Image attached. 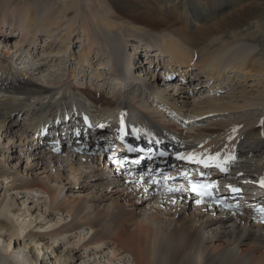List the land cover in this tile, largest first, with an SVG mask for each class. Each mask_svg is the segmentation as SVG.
Masks as SVG:
<instances>
[{
  "label": "bare ground",
  "instance_id": "obj_1",
  "mask_svg": "<svg viewBox=\"0 0 264 264\" xmlns=\"http://www.w3.org/2000/svg\"><path fill=\"white\" fill-rule=\"evenodd\" d=\"M12 1L0 0V93L4 96L0 131L16 140L11 148L18 151L21 168L13 170L6 155L0 154V264H264V226L249 208L254 186L242 184L264 178V92L251 87L235 93L228 88L235 78L244 83L257 80L251 86L264 82V32H258L264 0H53L54 6L34 0L23 12L14 11ZM240 23H253L258 30L233 32ZM15 32L18 36L9 51L12 43L6 38ZM41 32L45 33L42 46L51 48L43 50V62L49 59L59 73L48 83L30 77L27 61L14 67L22 61V48L33 60L28 46ZM74 37L80 43L77 53L70 47ZM228 38L263 41L258 49L243 48ZM18 48L21 52L14 56L11 52ZM144 50L149 58L134 62ZM93 54L101 56L99 66L92 65ZM154 56L158 61L161 56V63H155ZM146 64L158 67L147 70L150 76L143 78L136 69L143 70ZM36 66L33 71L42 62ZM86 66L93 80H101L98 93L68 83L72 79L76 83V68L84 78ZM156 70L164 82L168 80L165 84ZM188 74L196 81L191 82ZM106 77L114 81L111 88V82L104 85ZM202 80L217 81L215 90L225 86L227 93L209 97L204 91L188 100ZM139 87L147 96L154 93L159 106L152 107L146 98L125 99V92ZM106 88L112 95H105ZM157 88H163L159 95ZM54 91L61 94L59 99L42 101ZM250 103L259 111L244 112ZM75 105L82 110H73ZM20 110L26 111L24 122L17 120ZM69 110L73 112L62 113ZM81 113L94 121L93 128L83 124L89 128L86 136L80 132L82 136L73 139L74 132L68 130H73L71 122L78 125ZM228 114L227 120L220 119ZM128 115L129 120L148 121L163 133L159 141L172 155L233 157V168L222 177L232 179L230 185H241L247 202L239 199L236 207L225 210L192 198L183 189L169 191L173 187L142 171L118 175L100 151L107 143L101 138L110 139L116 131L114 123ZM196 118L218 122L199 126L193 123ZM65 125V133L60 134ZM45 129L55 138L62 136L61 148L52 149L54 137L40 136ZM77 138L86 145L82 152L76 151ZM4 147L0 143V152ZM66 172L73 184L66 185L70 183ZM54 178L60 184H50ZM75 187L90 189L88 197L83 195L88 199L68 197L64 190ZM114 199L120 203H112Z\"/></svg>",
  "mask_w": 264,
  "mask_h": 264
},
{
  "label": "rangeland",
  "instance_id": "obj_2",
  "mask_svg": "<svg viewBox=\"0 0 264 264\" xmlns=\"http://www.w3.org/2000/svg\"><path fill=\"white\" fill-rule=\"evenodd\" d=\"M49 1H50V4L52 5V6H54L56 3V1L54 2L53 0H42L41 2L43 3H49ZM33 2H34V0H13L11 3H10V5L11 6H13V10L14 11H16V10H18V11H24V10H27L32 4H33ZM54 3V4H53ZM7 10H8V7H7ZM9 12H11L12 11V8L10 7L9 8V10H8ZM8 24H11V23H6V25H5V27L6 26H8L9 27V25ZM241 25H238L237 26V28H233V32H235V31H238V32H240V33H249V32H256L257 30H258V28L257 27H255V25L253 24V23H240ZM261 26H260V29H259V31L258 32H260V31H262V32H264V17H262V19H261ZM253 25V26H252ZM185 28H187V27H185ZM188 29H189V27H188ZM10 30H11V28H10ZM235 30V31H234ZM256 30V31H255ZM14 36H12V37H9V38H6V40H9L8 42H10V43H12V46H7L8 47V49H9V51H11V50H13V43L16 41V38H17V33L15 32L14 34H13ZM17 35V36H16ZM43 36H45V33L43 32H41L40 33V35H39V38H37V41L35 42V44H29V46L28 47H31V52H32V55H31V57H32V59L33 60H31V58L29 59V56H27V54L25 55L24 53V51L22 52V56H21V59L23 60V62H26L27 61V63H25V66H28V74L30 75V77L33 79V80H38V81H40V82H44L45 81V83H48V82H50L52 79H54V78H56L58 75H59V73L57 74L56 73V66H50V60L49 59H45L46 61H48V63L45 61V63L43 62L44 61V58H45V56H42V52H43V50H46V52H49V51H51V48L49 49V48H45L44 46H42L44 43V37ZM71 41V44H70V47H72V50L75 52V53H77L78 51H79V49H80V43L79 42H74L75 41V37L74 38H71L70 39ZM228 40L229 41H231V39L230 38H228ZM258 40H262L263 41V39H258ZM236 41V42H235ZM232 40L231 42H232V44L234 43V44H237V45H241L240 47H243V48H251V47H257V49H258V47L260 48V46H258V42L259 43H261L262 41H257V40H253V41H249V40H245V41H240V40ZM27 43H29L28 41H27ZM263 44H264V42H263ZM2 46V44L0 43V47ZM35 46V47H34ZM3 48V47H2ZM214 48V47H213ZM23 49V48H22ZM21 52V50L18 48V51H17V53H15V52H11L14 56L16 55V54H18V52ZM126 52H132V50H131V48H129L128 50L126 49L125 50ZM146 51L144 50L138 57L136 56V58H135V60H134V62L136 61V63H141V61L142 60H144L146 57H148V55L146 56V53H145ZM0 55H2V53L0 52ZM27 56V57H26ZM39 56H42V59H40V60H38V57ZM101 56L99 55V56H96L95 57V55L93 54V56H92V59H91V63H92V65H94V66H99L100 65V63H101ZM156 60H155V63H161V60H162V58H161V56H160V58H159V61H158V59L156 58V57H154ZM21 61V60H20ZM138 61V62H137ZM42 62V67H40V68H38V69H36L35 68V71H33V69L31 68V67H33L34 68V65L35 64H37V66L36 67H39V63H41ZM74 63H73V66H75L76 67V62H77V59H75L74 61H73ZM47 63V64H46ZM138 63V64H139ZM44 64V65H43ZM143 65V64H142ZM158 65V64H157ZM157 65H154L153 66V68L152 67H147L148 65L146 64L145 65V68H143V70H141L140 68H137L136 69V72H139V73H143L144 75H143V78L147 75L148 77L150 76V73H149V75L148 74H145L146 72H147V70H154L155 69V66L156 67H158ZM164 66L165 67H168V66H166L165 64H164ZM29 67L31 68V70L29 69ZM195 67V66H194ZM194 67H192V69H194ZM23 68V67H22ZM77 69V72H76V74L78 73V75H77V77H76V83H75V81H74V79H72L70 82H68V83H70V84H76L77 86H82V87H85V86H88V87H90L91 89H97V93L98 92H100V90H101V83L97 86V83H99L98 81H101L100 79H98V80H96V79H92V77H91V73L89 72L90 71V68L88 69L87 68V66L86 67H84V69H86V72H84V75H85V77L83 78V77H81V75H82V71H80V69L79 68H76ZM145 69V70H144ZM191 69V70H192ZM23 70H25V68L23 69ZM55 70V71H54ZM105 70H106V68H105ZM196 72H199V70L198 69H196L195 70ZM167 72V71H166ZM62 73V72H61ZM86 73V74H85ZM156 73H157V78L158 79H160V82L161 83H163V84H165L166 83V81H168V80H166L165 82L162 80V75L160 74V71H158V70H156ZM155 73V74H156ZM193 74H195V72H192ZM177 74L179 75V76H181L180 74H179V72H177ZM238 75V74H237ZM188 76H189V74H188ZM236 76V75H235ZM234 76V77H235ZM155 77H156V75H155ZM232 78H233V76H232ZM136 79H139V78H136ZM188 79L189 80H192L191 82H194V81H196V80H194V78L192 77V76H189L188 77ZM236 79V78H235ZM234 79V81H233V85L232 86H235L234 88H232V86H229L228 88H230L231 89V91L232 92H235V93H238L241 89H246V90H250L251 89V87H253V89H258V91H263L264 92V82L263 83H261L260 84V86H251V85H253V83H255V82H257V80H253L252 78L251 79H249L248 81H246V83H244V82H241L240 81V79L239 80H235ZM103 81H104V85H105V83H107V81H108V83H110V86H109V88H111V86H113L114 85V81L111 79V77L110 78H107L106 77V80H105V78L103 79ZM79 82V83H78ZM215 82V83H214ZM216 82L217 81H213V82H211L210 83V81H204V80H202L201 81V83H202V86H199V87H196V88H194L193 90H194V92L196 93H194V92H191L190 90V93H189V95L187 96V99L188 100H195V99H197L199 96H200V94L202 93V92H204V91H207V93L205 92L204 94H209L210 96L209 97H211V96H213L214 94H216V93H218V95H224V94H226L227 93V87H223V88H220L219 90H215L216 89ZM214 83V84H213ZM258 83V82H257ZM88 84V85H87ZM127 84V83H126ZM130 85H131V83H129ZM129 84H127L128 86H129ZM250 84V85H249ZM103 85V86H104ZM126 85V87H128ZM222 85H225V81H222ZM102 86V87H103ZM207 86V87H206ZM212 86V87H211ZM109 88H106L105 90H104V92H105V95L106 96H110V95H112V90H110ZM162 89L163 88H157V92H156V94L157 95H159L160 93H162ZM181 90H183V89H181ZM192 90V89H191ZM173 91H174V89H173ZM197 91V92H196ZM215 91V92H214ZM56 94V96L54 97V95ZM59 95V96H58ZM146 94H145V89L142 87V89H140V87L138 88V89H136V90H132L130 93H124V97H125V99H127V100H133V102H137V100L139 101L140 99H143L144 98V100H145V98H146V100H148V101H150V103L152 104L151 106L152 107H156V106H159V103L155 100L156 98H155V94L153 93L152 94V96H145ZM3 95L0 93V98H4V96L2 97ZM60 96H61V94H59V92L58 91H54L53 93H52V95L50 96V99H47V98H49V97H47V98H45V99H42V101H44L45 103L47 102V100H50L49 102H55L56 101V97H57V99H59L60 98ZM144 96V97H143ZM54 97V98H53ZM31 100H33V99H31ZM255 103V102H254ZM136 104H138L139 105V103H136ZM251 104H253V103H250L247 107H246V111H244V112H246V113H251L252 111H253V113L254 112H258L259 111V109L258 108H256V107H253V106H251ZM161 106V105H160ZM158 109H161V107H159ZM73 110H82V108L80 107V106H78V105H75L74 106V109ZM73 110H69L68 112H65V111H63L62 113H66V114H69V113H72L73 112ZM84 111V110H83ZM20 112V113H19ZM19 112H17V114L19 115V116H17V120H21V119H23L22 117L23 116H25V114H26V111L25 110H23V111H19ZM85 112V111H84ZM207 117H209V115H206ZM228 116H229V114L228 115H225V117L224 118H220V119H223V120H227L228 119ZM173 118V117H172ZM206 119H208V118H206ZM206 119H204L203 121H200L201 119L200 118H196L194 121H193V123L194 124H198L199 126H202V125H209V126H212V125H214V124H216L217 122H218V119H217V121L215 120V119H211V120H206ZM51 120H54V119H51ZM174 120V119H173ZM200 121V122H199ZM210 121L212 122H214V123H211L210 124ZM216 121V122H215ZM22 122H24V119L22 120ZM176 123H177V125L178 126H183V125H180V122L179 121H176ZM95 133H97V131H93V135H95ZM92 135V137H91V139H94V136ZM9 137L8 136H6V135H4V131L3 130H1L0 131V143H4L5 144V147L3 148V150H2V152H0V154H4V155H6V158H7V163L9 164V166L10 167H12V169L13 170H17L18 168H21V161L19 162V160L16 158V156H18V151H16V150H13L12 148H11V146L13 145V143H14V141H16V140H12V139H8ZM11 148V149H10ZM0 158H1V155H0ZM25 158L26 157H24L23 159V162L25 161ZM32 159H29L28 160V162H30V163H32L33 162V160L31 161ZM2 161V160H1ZM40 168V166H38V168L36 167V168H33V170H35V169H39ZM48 169H49V167H47ZM49 171L50 172H53V171H51V169H49ZM34 172H36V171H34ZM66 174L68 175V178H69V176H70V183H68V184H66V185H70V184H73L74 182H71L72 180H73V178H72V176L71 175H69V173H67L66 172ZM41 175H45V174H43V173H41ZM41 175H39V177L41 176ZM54 175H56V174H54ZM41 178V177H40ZM58 184H60V182L61 181H56V178H54V180H52L51 182H50V184H53V185H55L56 186V184L57 183ZM66 187V186H65ZM78 188H72V190H64L65 192H66V194H67V196L68 197H82V198H84V199H88V198H86V197H88V191L90 190V189H85V190H77ZM253 190V188L251 189V191ZM85 193V194H84ZM86 196V197H84V196ZM79 197V198H80ZM113 202H116V203H120V201L118 200V199H114V200H112V203ZM126 207H128V208H130V206H126ZM145 211V210H144ZM149 211H151V210H149Z\"/></svg>",
  "mask_w": 264,
  "mask_h": 264
},
{
  "label": "snow or ice",
  "instance_id": "obj_3",
  "mask_svg": "<svg viewBox=\"0 0 264 264\" xmlns=\"http://www.w3.org/2000/svg\"><path fill=\"white\" fill-rule=\"evenodd\" d=\"M178 158H184V157H178ZM198 162H203V161H198ZM166 179H171V178H166ZM153 182H156V181L154 180ZM177 190L178 189H175V188L169 189V191H177ZM206 194L210 195V193H206ZM198 203H199V201H198Z\"/></svg>",
  "mask_w": 264,
  "mask_h": 264
}]
</instances>
